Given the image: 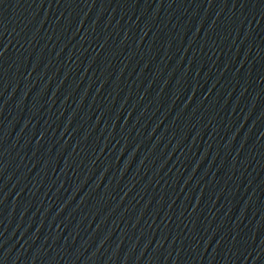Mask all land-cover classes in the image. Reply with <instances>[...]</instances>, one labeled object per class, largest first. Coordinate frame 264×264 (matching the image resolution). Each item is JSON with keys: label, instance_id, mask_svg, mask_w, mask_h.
<instances>
[{"label": "water", "instance_id": "1", "mask_svg": "<svg viewBox=\"0 0 264 264\" xmlns=\"http://www.w3.org/2000/svg\"><path fill=\"white\" fill-rule=\"evenodd\" d=\"M0 264H264V0H0Z\"/></svg>", "mask_w": 264, "mask_h": 264}]
</instances>
